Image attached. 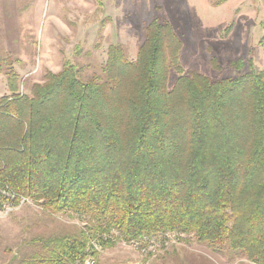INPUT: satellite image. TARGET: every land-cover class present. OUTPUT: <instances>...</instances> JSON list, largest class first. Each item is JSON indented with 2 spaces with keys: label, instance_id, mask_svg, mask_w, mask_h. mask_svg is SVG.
<instances>
[{
  "label": "trees",
  "instance_id": "obj_1",
  "mask_svg": "<svg viewBox=\"0 0 264 264\" xmlns=\"http://www.w3.org/2000/svg\"><path fill=\"white\" fill-rule=\"evenodd\" d=\"M181 50L172 25L154 20L135 61L110 46L105 81H83L67 64L28 95L9 73L0 204L5 189L15 204L31 199L87 221L20 264H84L100 256L94 242L105 250L168 233L264 264V70L184 74Z\"/></svg>",
  "mask_w": 264,
  "mask_h": 264
},
{
  "label": "rangeland",
  "instance_id": "obj_2",
  "mask_svg": "<svg viewBox=\"0 0 264 264\" xmlns=\"http://www.w3.org/2000/svg\"><path fill=\"white\" fill-rule=\"evenodd\" d=\"M154 20L171 24L181 40L184 74L220 80L251 67L264 70V0H0V97L12 94V72L18 75L19 92L28 95L45 82L48 71L59 73L67 64L83 81H105L110 46L121 45L135 61ZM177 78L172 70L170 86ZM4 191L0 264H20L45 238L76 234L87 226L75 214L49 213L31 199L15 204V195ZM96 264L255 263L229 244L212 248L168 233L137 248L125 242L101 248Z\"/></svg>",
  "mask_w": 264,
  "mask_h": 264
},
{
  "label": "built area",
  "instance_id": "obj_3",
  "mask_svg": "<svg viewBox=\"0 0 264 264\" xmlns=\"http://www.w3.org/2000/svg\"><path fill=\"white\" fill-rule=\"evenodd\" d=\"M4 192H7V191H4ZM7 193H9V192H7ZM9 195H10V193H9ZM116 235H117V232H113L112 234H110V236H105V239L112 238ZM159 239H160V236H151V237L145 236L140 240L132 241L131 244L137 248V247H141V246H143L149 242L154 243L155 241H157ZM94 248L97 250H101L100 244L98 242H94ZM143 251L145 252L146 250L144 249ZM149 253H151V252H149ZM84 264H96V258L93 255H90L85 259Z\"/></svg>",
  "mask_w": 264,
  "mask_h": 264
}]
</instances>
